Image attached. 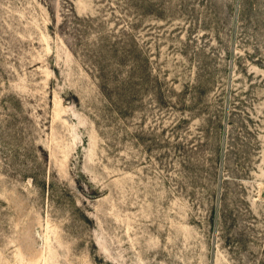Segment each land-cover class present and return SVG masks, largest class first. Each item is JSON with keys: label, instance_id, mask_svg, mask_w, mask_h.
Wrapping results in <instances>:
<instances>
[{"label": "rangeland", "instance_id": "374dc122", "mask_svg": "<svg viewBox=\"0 0 264 264\" xmlns=\"http://www.w3.org/2000/svg\"><path fill=\"white\" fill-rule=\"evenodd\" d=\"M0 264H264V0H0Z\"/></svg>", "mask_w": 264, "mask_h": 264}]
</instances>
